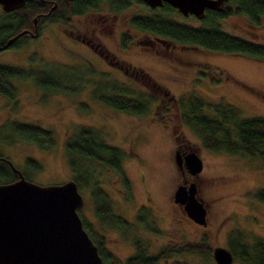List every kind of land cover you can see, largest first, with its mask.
<instances>
[{
	"label": "rangeland",
	"instance_id": "rangeland-1",
	"mask_svg": "<svg viewBox=\"0 0 264 264\" xmlns=\"http://www.w3.org/2000/svg\"><path fill=\"white\" fill-rule=\"evenodd\" d=\"M152 14L192 27L202 25L200 19L191 15L166 13L135 2L122 11L113 12L106 1H101L93 11L89 10L82 16H65V22L46 26L39 40H30V44L24 45L23 52L17 48L0 51V64L24 69L30 68L31 63L70 64L79 69L87 60L92 62L93 69L100 71L106 62L95 52L94 49H98L108 53L106 59L110 56L114 57V61L123 58L129 67L133 65L136 81L134 86H129L130 89L156 97L145 114L134 115L98 104L91 97L92 87L87 83L74 93H49L37 90L28 78H15L12 80L16 90L14 100L0 96L2 159L9 160L22 175H26L25 179L38 185L71 180L74 172L63 159L64 140L78 128L90 127L102 141L122 150V169L130 181L134 202L141 201L146 189L147 196L155 205L153 212L157 232L149 237L150 240H141L148 243L149 254H156L166 244L198 242L203 236L210 250L214 247L229 250L228 235L236 229L244 233L249 243L256 239L264 242V204L253 196L256 190L264 188V161L241 151L206 147L195 130L180 120L178 102L166 100L171 95L176 98L196 94L208 105H232L238 110L240 118L264 116V61L168 39V44L154 38L156 42H149L147 34L139 30L131 31L128 20L132 16ZM100 15L107 16V25L101 29L98 25ZM217 23L219 29L227 34L264 44V17L253 23L243 14H230ZM123 31L132 33L133 37L126 49L120 48L119 35ZM200 71L204 75H197ZM106 73L109 74V71ZM203 112L211 115V107L204 106ZM10 121L38 124L50 131L53 147L44 149L28 141L4 139L10 135L7 126ZM169 127L174 128L183 145L200 158L201 170L197 179L201 182L202 195L212 198L205 225L190 220L179 210L177 203L171 205L170 193L176 178L171 160L173 141ZM26 160L36 167L29 169ZM78 163L93 169L92 177L97 181L98 188L114 201L112 205L116 207L117 194L113 190V186H118L116 173L86 160ZM87 175L79 174L85 182L78 188L84 202L78 213L85 223L94 222L88 194L92 178H86ZM124 210L131 212L129 207ZM98 225L97 228L100 227ZM97 228L91 232L95 236L98 233L106 236L103 245L115 257L123 259L131 252L129 245L117 240L116 232L109 228ZM177 261L215 264L211 255L204 257L186 252H172L159 258L156 264ZM231 264L241 262L233 258Z\"/></svg>",
	"mask_w": 264,
	"mask_h": 264
},
{
	"label": "trees",
	"instance_id": "trees-1",
	"mask_svg": "<svg viewBox=\"0 0 264 264\" xmlns=\"http://www.w3.org/2000/svg\"><path fill=\"white\" fill-rule=\"evenodd\" d=\"M101 1H106L108 8L113 12L126 9L132 2L147 6L140 0H25L18 9L10 12L1 10L0 43L11 34L19 31L21 27L30 24L32 18H37L40 21L49 19L52 22H65L67 20L65 16H82L89 10H95ZM53 5L55 7L51 9ZM155 9H160L166 13L177 12L166 3ZM239 13L247 16L253 23H257L261 17H264V0H227L220 11L205 10L204 17L200 19L202 25L198 27L185 25L158 14L135 15L130 19V25L141 32L157 35L175 43L264 61V44L233 36L219 29L217 21L220 18ZM126 40V36L123 35L121 37L122 47L125 46ZM74 73L75 79H83L89 71L88 69H75ZM66 77L59 76L58 71H55L54 68L50 70L43 68L22 69L12 65L0 64V96L11 101L14 100L16 90L12 80L15 78H28L34 87L41 92L74 93L83 88L81 83L63 84L62 81ZM130 94H135L136 98H129ZM91 96L101 104L116 111L134 115L145 114L150 103L156 101L154 95L146 92L138 93V90L135 91L115 83L94 85ZM177 102L180 120L195 130L206 147L241 151L264 161V116L240 118L238 110L232 105L223 103L208 105L196 94H190L186 99ZM204 106L211 107V115L203 112ZM7 126L10 135L4 139L13 138L28 141L44 149H49L54 145L51 132L38 124L10 121L7 122ZM123 157L124 154L121 149L102 141L90 127H80L64 140L63 159L65 164L69 165L74 172L72 180L76 183L77 188L82 184L84 185L85 182L80 179V173H88L86 178H92L90 182L93 195L92 202L97 214L102 210L103 205L100 204H108L107 199L98 188L95 178L92 177L93 169L85 168L78 162L86 160L97 164V166L109 168L123 182L126 178L121 167ZM27 160L26 164L29 169L36 167ZM8 162L9 160L2 159L0 153V182L2 183L11 182L17 178L16 172L11 169ZM80 170L81 172L77 173ZM23 176L27 178L25 174ZM253 196L264 204V188L256 190ZM101 201L102 203H100ZM81 222L83 229L96 245L102 264H131L132 262L133 264H156L159 258L166 257L172 252L177 254L180 252L193 253L204 257L211 255L210 247L203 236L198 242L164 246L152 256L144 255V250L140 246L136 257H130L121 263L117 257L106 250L104 243L87 228L82 218ZM228 246L232 257L238 259L241 264H264V242L262 240L256 239L249 243L244 233L236 229L228 235ZM173 264L185 263L177 261Z\"/></svg>",
	"mask_w": 264,
	"mask_h": 264
},
{
	"label": "water",
	"instance_id": "water-1",
	"mask_svg": "<svg viewBox=\"0 0 264 264\" xmlns=\"http://www.w3.org/2000/svg\"><path fill=\"white\" fill-rule=\"evenodd\" d=\"M71 1V0H68ZM149 8L164 3L183 16L204 17L205 10L220 11L227 0H140ZM25 0H0L3 12L20 8ZM55 5L51 9H54ZM23 32L8 39L3 48ZM175 162L179 165L176 153ZM183 162L190 174L201 170L200 158L189 151ZM9 163L17 178L0 183V264H102L96 245L82 227L77 213L83 199L73 180L38 185ZM195 185L177 186L173 202L198 225H205V207L195 196ZM215 264H231L233 257L223 247H214Z\"/></svg>",
	"mask_w": 264,
	"mask_h": 264
},
{
	"label": "flooded vegetation",
	"instance_id": "flooded-vegetation-1",
	"mask_svg": "<svg viewBox=\"0 0 264 264\" xmlns=\"http://www.w3.org/2000/svg\"><path fill=\"white\" fill-rule=\"evenodd\" d=\"M132 18H133V16L130 19H132ZM130 19L128 20V25H129L132 32H136L137 29L132 28L130 25ZM54 23H57V22L49 21V19L40 21L37 18H32L30 24H27L26 26L21 27V29L19 31H16L15 33L11 34L8 38H6L3 42L0 43V51H4L5 49H10V48L11 49L17 48L18 50H20V52H23V47L26 43L30 44V40H39V38L41 37L42 29L45 28L46 26L54 24ZM98 25H99L100 29L107 25V16L106 15H100L99 16ZM19 32H23V33H21L20 35L15 37L9 45H7L6 47L3 48V45L5 44V42L8 39L16 36V34H18ZM143 33H145V32H143ZM145 34H147V36H149V40H147L149 42L158 41V42H163L166 44H168V42H169V41H166L167 39L161 38L160 36L149 34V33H145ZM123 35L126 36V38H127L126 44L124 47L121 46V37ZM119 36H120V48L126 49L129 45V43L132 42V39H133L132 33H129L127 31H123V32H120ZM153 38L156 41L153 40ZM86 44H88V43L86 42ZM94 50L99 55L101 60L106 62V64H105L106 67L104 65V67H103L104 69L98 71L96 69H93V66L91 65L92 62H89L86 60V63L84 64V66H79V69H82V70L88 69V71H89L88 75H86V77L83 79H75L74 78L75 68H74V65H70V64L60 65V64H50V63H48V64L36 63V65L35 64L33 65L31 63L30 68L31 67L34 69L43 68L46 70H50V69L54 68L55 71L56 70L58 71L59 76H65V77L67 76L66 78L63 79V81H62L63 84H70L71 85V84H75V83L76 84L81 83L83 86H85L87 83L88 84L87 86H91V87H94V85H96L98 83H104V84L115 83L116 85H121V86H125V87H129V86L132 87L135 85L136 78L134 77V74H133V73H135L134 69H133V65L129 67V65L126 63V61L124 62L123 58L118 59V60L115 59V61H114L113 60L114 57L110 56L108 59H106L107 54H108L107 52L105 54V53H103V51H100L98 49L97 50L94 49ZM117 57H121V56H117ZM16 67H20V66H16ZM30 68H26V69H30ZM22 69H24V68H22ZM106 71H109V74L106 73ZM200 73L204 75V72H202V71L197 73V75ZM118 75H121V77ZM87 76H88V78H87ZM92 76H95V78L93 79ZM49 81H52V80H49ZM128 82H130L131 84ZM133 90L136 91V89H133ZM91 92H92V90L90 91V93ZM163 92H165V94H166L165 90H163ZM187 96L186 95H183V96L180 95V96L175 98L171 95L166 100H169V101L173 100L174 102H176V101H179L181 99L184 100ZM128 97L131 99L136 98L135 94H130ZM96 102H98V104H101L97 100H96ZM169 129H171L170 134H171V138L173 141V144H172L171 149H170L171 150V160H172L173 169H174V178H176L175 183H174L172 190H171V193H170L171 205L173 206L174 204H176L173 202V193H174L175 189L177 188V186L183 185V186L187 187L190 183H194L195 190H196L195 196H196V198H198L201 201V203L205 207V210H206L205 211V218L207 219L208 210H209V203L212 201V198H205L202 195L203 192L201 189V182L199 181V179H197V178H199L198 176L200 173L195 174V175L190 174L189 170L186 168V166L184 165V162H183V156L186 153H188L189 151H193V150L189 149L188 146L183 145L182 140H180V138H179L177 132L174 130V128L169 127ZM186 148H188V149H186ZM176 153L179 157V162H180L179 165L174 160V156L176 155ZM121 167H122V162H121ZM72 175H74V174H72ZM116 182H117L118 186H113V190L115 191V194H117L116 199H115L117 206L114 207L112 205L114 203V201L111 200L108 197V195L106 193H103V191L101 190L102 193L105 194V197L107 199L108 204H104V203L100 204L101 206L102 205L103 206L101 207L102 210H100L99 214H97L95 212V206H94V203L92 202L93 195L91 192V186L88 188V194H89V198L91 200V204H90L91 212L90 213L92 214L91 216L93 217L94 222L87 221V223H86L87 228L90 231H93V229L94 228L96 229L97 226H99L98 224H100V227H98L97 229H101V230H106L108 228L111 229L112 231L116 232L117 240L119 242L127 244L131 247V252L128 255H126L123 259L118 258L121 261V263H123L126 259H128L130 257H136L138 249L140 246L141 247L145 246V247H142V249L144 250V255H146V256L154 255V254H149L148 249H147L148 243L145 244V242L143 243L141 241L142 239H144V241L150 240L149 237L151 235H153L155 232H157V229L155 228V224H154L155 223L154 222L155 221L154 216H156L153 212L155 209L154 203L147 196V190L146 189L144 191V196L142 197L141 201L140 202H134L133 197H132V193H131V184H130V181L128 178H124V181L122 182V179L118 177V178H116ZM0 183H2V182H0ZM141 183H143V178H142ZM100 203H102V201ZM176 205H178V204H176ZM128 207L130 209L129 211H131L130 213H128V210H124L125 208H128ZM178 208L181 212L184 213L182 206L178 205ZM156 210H158V209H156ZM151 214L153 215V218H152ZM160 217L161 216H158L157 218H160ZM97 237L100 239L101 242L104 243V239L106 238L105 235L98 233ZM170 245L171 244H166L164 246H170ZM172 245L174 246V244H172ZM181 253H183V252H180L178 254H181ZM131 264H133V262Z\"/></svg>",
	"mask_w": 264,
	"mask_h": 264
}]
</instances>
